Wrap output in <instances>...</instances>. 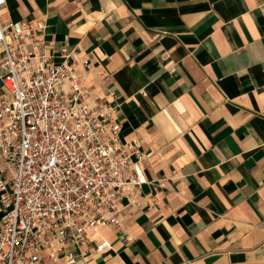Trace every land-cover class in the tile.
<instances>
[{
  "label": "crops",
  "instance_id": "0c3cea01",
  "mask_svg": "<svg viewBox=\"0 0 264 264\" xmlns=\"http://www.w3.org/2000/svg\"><path fill=\"white\" fill-rule=\"evenodd\" d=\"M0 15L76 51L89 105L116 107L146 158L129 229L94 233L110 249H73L76 264H264V0H5Z\"/></svg>",
  "mask_w": 264,
  "mask_h": 264
},
{
  "label": "built area",
  "instance_id": "2783aa9c",
  "mask_svg": "<svg viewBox=\"0 0 264 264\" xmlns=\"http://www.w3.org/2000/svg\"><path fill=\"white\" fill-rule=\"evenodd\" d=\"M43 30L0 15V264H76L83 254L73 249L94 243L107 252L94 233L128 230L122 202L142 207L150 184L116 107L89 105L76 51Z\"/></svg>",
  "mask_w": 264,
  "mask_h": 264
}]
</instances>
